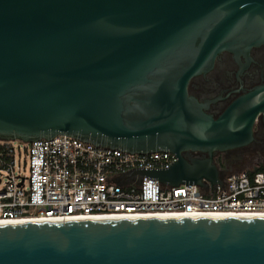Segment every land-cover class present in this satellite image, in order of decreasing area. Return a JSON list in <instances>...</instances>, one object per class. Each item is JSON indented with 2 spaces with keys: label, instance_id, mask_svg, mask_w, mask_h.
<instances>
[{
  "label": "water",
  "instance_id": "water-1",
  "mask_svg": "<svg viewBox=\"0 0 264 264\" xmlns=\"http://www.w3.org/2000/svg\"><path fill=\"white\" fill-rule=\"evenodd\" d=\"M264 42V0H0V138L68 135L169 150L168 186L221 182L215 156L252 139L262 104L189 87ZM0 264H264V216L155 213L0 221Z\"/></svg>",
  "mask_w": 264,
  "mask_h": 264
},
{
  "label": "built area",
  "instance_id": "built-area-1",
  "mask_svg": "<svg viewBox=\"0 0 264 264\" xmlns=\"http://www.w3.org/2000/svg\"><path fill=\"white\" fill-rule=\"evenodd\" d=\"M169 150L130 153L68 135L0 138V221L155 213H264V169L168 186L131 172L170 168Z\"/></svg>",
  "mask_w": 264,
  "mask_h": 264
},
{
  "label": "flooded vegetation",
  "instance_id": "flooded-vegetation-1",
  "mask_svg": "<svg viewBox=\"0 0 264 264\" xmlns=\"http://www.w3.org/2000/svg\"><path fill=\"white\" fill-rule=\"evenodd\" d=\"M189 89L199 98L216 99L210 106L215 117L242 96L262 104L252 123V139L242 146L219 152L215 162L222 174L251 164L257 166L254 170L264 167V158L253 161L245 160L243 156L249 150L264 153V42L239 57L226 53L208 76L194 78Z\"/></svg>",
  "mask_w": 264,
  "mask_h": 264
},
{
  "label": "rangeland",
  "instance_id": "rangeland-1",
  "mask_svg": "<svg viewBox=\"0 0 264 264\" xmlns=\"http://www.w3.org/2000/svg\"><path fill=\"white\" fill-rule=\"evenodd\" d=\"M250 151V152H249ZM245 154H243L245 160L252 159L253 161L256 160V158H264V153L258 150H249ZM257 166L256 165H246L241 168H238L236 170L230 171L228 173H235L243 170H254Z\"/></svg>",
  "mask_w": 264,
  "mask_h": 264
},
{
  "label": "bare ground",
  "instance_id": "bare-ground-1",
  "mask_svg": "<svg viewBox=\"0 0 264 264\" xmlns=\"http://www.w3.org/2000/svg\"><path fill=\"white\" fill-rule=\"evenodd\" d=\"M229 215H259L264 216V213L261 214H229ZM105 216V215H102ZM15 221H37L36 219H21V220H15Z\"/></svg>",
  "mask_w": 264,
  "mask_h": 264
},
{
  "label": "trees",
  "instance_id": "trees-1",
  "mask_svg": "<svg viewBox=\"0 0 264 264\" xmlns=\"http://www.w3.org/2000/svg\"><path fill=\"white\" fill-rule=\"evenodd\" d=\"M259 169H264V167L257 168L256 170H259Z\"/></svg>",
  "mask_w": 264,
  "mask_h": 264
}]
</instances>
